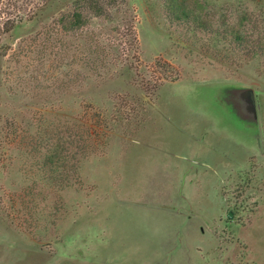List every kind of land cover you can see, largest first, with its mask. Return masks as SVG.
<instances>
[{
	"label": "rangeland",
	"instance_id": "374dc122",
	"mask_svg": "<svg viewBox=\"0 0 264 264\" xmlns=\"http://www.w3.org/2000/svg\"><path fill=\"white\" fill-rule=\"evenodd\" d=\"M84 1L0 0V264H264V0Z\"/></svg>",
	"mask_w": 264,
	"mask_h": 264
},
{
	"label": "trees",
	"instance_id": "16d2710c",
	"mask_svg": "<svg viewBox=\"0 0 264 264\" xmlns=\"http://www.w3.org/2000/svg\"><path fill=\"white\" fill-rule=\"evenodd\" d=\"M97 1L96 0H91L90 2H87L84 1V5L88 4L91 6V8H95L96 7V4ZM168 3L170 4V12H174V6L176 5V2L175 0H168ZM173 8V9H172ZM180 11H183L182 9H179ZM185 14V13H183ZM33 16H35L33 14ZM21 19V18H20ZM33 19V18H31ZM35 19V17H34ZM26 20H30V19H25ZM60 24L62 25V28L65 29V30H75L77 29L79 26H82V24L84 23V20H83V16L82 14L79 12V11H75L72 15H71V18L68 19V20H64V19H60ZM19 24V21L17 22L16 20H13V18H9L7 17L4 21V27L6 26L7 30H10V29H14V27H16L17 25ZM241 44V43H240ZM242 45V44H241ZM244 46H247L246 44H244ZM249 48L250 50H252L253 52H256V51H261L262 53L264 52V48H261L259 49L260 47H258V45L256 46H252L249 45ZM251 51V53H252ZM261 54V53H260ZM52 156H50L49 158H51Z\"/></svg>",
	"mask_w": 264,
	"mask_h": 264
},
{
	"label": "water",
	"instance_id": "95a60500",
	"mask_svg": "<svg viewBox=\"0 0 264 264\" xmlns=\"http://www.w3.org/2000/svg\"><path fill=\"white\" fill-rule=\"evenodd\" d=\"M227 91L228 89H226V92ZM234 92L236 93L238 97L237 101H238L239 107L241 108V112L243 113V115H245V113L249 114L251 116V119L254 121L256 119V110H255V99H254L253 90L251 88H240ZM224 101L226 103L229 102L226 99H224ZM230 107L232 108V105ZM232 111L234 112L233 108H232ZM234 114L237 115L236 112H234ZM240 119L244 120L245 118L244 119L240 118Z\"/></svg>",
	"mask_w": 264,
	"mask_h": 264
}]
</instances>
